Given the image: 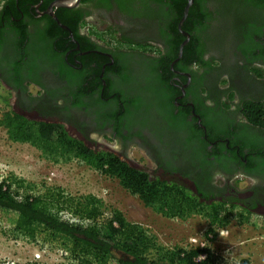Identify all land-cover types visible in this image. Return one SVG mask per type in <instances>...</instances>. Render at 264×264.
<instances>
[{
	"label": "flooded vegetation",
	"instance_id": "1",
	"mask_svg": "<svg viewBox=\"0 0 264 264\" xmlns=\"http://www.w3.org/2000/svg\"><path fill=\"white\" fill-rule=\"evenodd\" d=\"M58 1L0 0L7 110L63 126L89 149L116 155L150 180L177 181L207 205L264 220V112L254 124L241 111L247 101L264 106V9L200 0L199 13L209 16L192 32L203 66L181 61L179 52L174 58L166 1L55 7ZM135 150L151 172L134 160Z\"/></svg>",
	"mask_w": 264,
	"mask_h": 264
},
{
	"label": "trees",
	"instance_id": "2",
	"mask_svg": "<svg viewBox=\"0 0 264 264\" xmlns=\"http://www.w3.org/2000/svg\"><path fill=\"white\" fill-rule=\"evenodd\" d=\"M158 1H166L173 14L171 28L177 36L174 44V58H177L179 47L185 40L177 26L187 2ZM199 1L195 0L183 25V30L191 34V40L184 48L181 61L198 60L203 66H209L200 57L199 51L196 53L193 49L197 37L192 29L196 30L197 26L204 29L209 16L199 13ZM251 3L258 9H264V0H244L246 6ZM166 70H170L168 65ZM0 100L6 103L3 95H0ZM243 107L242 113L252 123H262L263 105L247 101ZM0 127L6 130L11 141L30 144L56 162L75 160L80 165L101 170L107 177L117 179L145 207L163 216L187 219L197 213L204 214L210 225L207 235L213 233L217 237V231L224 229L231 220L264 228V220L258 216L254 219L250 213L220 203L207 205L177 181L150 180L148 173L132 168L116 155L89 149L83 142L69 136L63 126L35 123L10 110H3ZM210 138L215 141L214 137ZM14 184L17 189L24 185L21 181ZM14 184L7 180L0 182V217L1 214L11 215L12 219L7 222L11 232L17 238L31 241L40 234H47L49 241L68 246L78 264H250L248 260L234 263L207 247L167 248L159 244L157 238L151 236L141 224L128 221L120 211L113 210L108 214L104 202L95 195L67 196L59 188H50L40 196H21L14 192Z\"/></svg>",
	"mask_w": 264,
	"mask_h": 264
},
{
	"label": "rangeland",
	"instance_id": "3",
	"mask_svg": "<svg viewBox=\"0 0 264 264\" xmlns=\"http://www.w3.org/2000/svg\"><path fill=\"white\" fill-rule=\"evenodd\" d=\"M7 109L0 100V114ZM133 158L141 169L151 172L152 164L144 152L135 150ZM4 180L10 184L23 182L20 189L13 185L14 192L21 196H40L50 188H59L67 196L95 195L104 202L108 214L120 211L128 221L141 224L159 244L170 249H190L191 239L205 240L210 228L204 214L197 213L187 219L163 216L145 207L117 179L107 177L101 170L80 165L75 160L56 162L30 144L11 141L6 130L0 127V182ZM1 215L0 264H78L68 246L49 241L47 234L38 235L34 241L15 237L7 226L11 215ZM222 231L227 235L221 237ZM217 232L218 239L210 244L214 252L234 263L248 260L250 264H264L263 227L231 220Z\"/></svg>",
	"mask_w": 264,
	"mask_h": 264
},
{
	"label": "water",
	"instance_id": "4",
	"mask_svg": "<svg viewBox=\"0 0 264 264\" xmlns=\"http://www.w3.org/2000/svg\"><path fill=\"white\" fill-rule=\"evenodd\" d=\"M79 1L80 0H71V2L68 3L67 0H60V1H58L55 4V7H72V6L76 5L77 3H79ZM192 4H193V0H187V5L185 7L183 17L181 18V20H180V22L178 24V28H179L180 32L186 37V40H184V42L180 46L179 56H182L184 47L188 43V41L190 39L189 33H187L186 31H184L182 27H183V25H184V23H185V21H186V19L188 17L189 10H190ZM51 13L53 14V12H51Z\"/></svg>",
	"mask_w": 264,
	"mask_h": 264
},
{
	"label": "built area",
	"instance_id": "5",
	"mask_svg": "<svg viewBox=\"0 0 264 264\" xmlns=\"http://www.w3.org/2000/svg\"><path fill=\"white\" fill-rule=\"evenodd\" d=\"M218 237V236H217ZM216 237L215 234L210 233L208 235H206L205 240H197V239H191V248H209L211 249L213 252V248L210 246V244H212L213 242H215L218 238ZM201 258H204V256H202Z\"/></svg>",
	"mask_w": 264,
	"mask_h": 264
},
{
	"label": "clouds",
	"instance_id": "6",
	"mask_svg": "<svg viewBox=\"0 0 264 264\" xmlns=\"http://www.w3.org/2000/svg\"><path fill=\"white\" fill-rule=\"evenodd\" d=\"M88 19L91 20V19H93V17H88ZM81 31H84V29L82 28ZM193 67H196V66L194 65ZM90 138H95V133L91 134V135H90ZM219 175H221V174H220V173H216V174L214 175V179H215V176H219ZM244 175H245L244 173H236V174H235V176H236L237 178H242V177H244ZM252 183L255 184V183H257V181L253 179ZM226 235H227V233H226L225 231H222V232L220 233V236H221V237H224V236H226Z\"/></svg>",
	"mask_w": 264,
	"mask_h": 264
}]
</instances>
